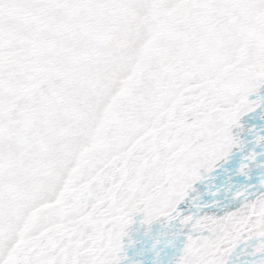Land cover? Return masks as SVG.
I'll return each mask as SVG.
<instances>
[{"label":"snow or ice","instance_id":"obj_1","mask_svg":"<svg viewBox=\"0 0 264 264\" xmlns=\"http://www.w3.org/2000/svg\"><path fill=\"white\" fill-rule=\"evenodd\" d=\"M0 264H264V0H0Z\"/></svg>","mask_w":264,"mask_h":264}]
</instances>
